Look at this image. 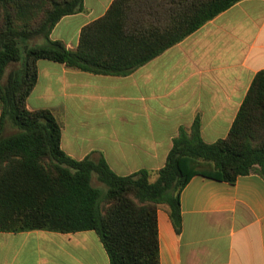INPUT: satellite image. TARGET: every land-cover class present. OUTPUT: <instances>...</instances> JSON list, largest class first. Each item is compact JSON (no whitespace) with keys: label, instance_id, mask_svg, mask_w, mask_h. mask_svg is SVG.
<instances>
[{"label":"trees","instance_id":"1","mask_svg":"<svg viewBox=\"0 0 264 264\" xmlns=\"http://www.w3.org/2000/svg\"><path fill=\"white\" fill-rule=\"evenodd\" d=\"M241 1L115 0L69 50L51 35L63 18L84 11V0H0V232L93 231L111 264H161L158 211L167 208L181 234V194L194 176L231 184L251 174L264 178V71L227 138L205 143L196 119L181 129L155 180L147 170L118 176L103 156L73 159L62 150L55 115L27 107L40 60L127 76ZM35 38L44 43L29 46ZM14 63L21 68L6 77ZM8 124L16 132L7 136Z\"/></svg>","mask_w":264,"mask_h":264},{"label":"crops","instance_id":"2","mask_svg":"<svg viewBox=\"0 0 264 264\" xmlns=\"http://www.w3.org/2000/svg\"><path fill=\"white\" fill-rule=\"evenodd\" d=\"M114 1L84 0V11L63 18L51 39L76 50L82 30ZM38 70L27 107L55 115L67 155L103 156L118 176L147 170L155 180L181 129L190 130L196 119L207 144L229 135L264 71V0L237 3L127 76L49 60H40ZM1 114L0 103V121ZM181 212L179 234L167 208L158 211L161 264H264L261 176L231 184L196 175L182 191ZM92 232H0V264H111Z\"/></svg>","mask_w":264,"mask_h":264},{"label":"rangeland","instance_id":"3","mask_svg":"<svg viewBox=\"0 0 264 264\" xmlns=\"http://www.w3.org/2000/svg\"><path fill=\"white\" fill-rule=\"evenodd\" d=\"M43 43H44V41H43L42 38H35V39H33V40H31V41L29 42V46H35L36 44H43ZM21 66H22L21 63H14V64H11V65L8 67V69H7L6 77L8 76V74H9L11 71L18 70V69L21 68ZM5 80H6V78H5ZM5 80H4V81H5ZM15 132H16V129H15L11 124H9L8 127H7V129H6V131H5V135H11V134H13V133H15ZM93 184H94L95 186H97V187L102 188V189H105V190L107 189V187H106L105 185L101 184L96 178L94 179ZM92 233H94V234L96 235L95 232H92ZM96 236H97V235H96Z\"/></svg>","mask_w":264,"mask_h":264}]
</instances>
